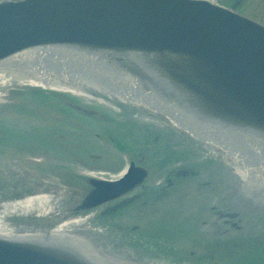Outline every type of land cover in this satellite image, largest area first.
Returning <instances> with one entry per match:
<instances>
[{
  "label": "water",
  "instance_id": "1",
  "mask_svg": "<svg viewBox=\"0 0 264 264\" xmlns=\"http://www.w3.org/2000/svg\"><path fill=\"white\" fill-rule=\"evenodd\" d=\"M30 49L80 55L201 132L264 146V26L206 0L0 2V61ZM56 244L0 237V264H88Z\"/></svg>",
  "mask_w": 264,
  "mask_h": 264
},
{
  "label": "rangeland",
  "instance_id": "2",
  "mask_svg": "<svg viewBox=\"0 0 264 264\" xmlns=\"http://www.w3.org/2000/svg\"><path fill=\"white\" fill-rule=\"evenodd\" d=\"M141 128H144L141 122L130 120L100 100L67 90L31 84H12L0 89V213L6 212L0 214L2 222L18 233L32 232L34 224L51 227L58 220L53 212L55 204H60L63 196L70 199L71 190L80 192L84 184L82 177L92 173L114 178L126 162L132 160L148 171L145 185L152 187V193L143 204L151 210L152 220L160 225L157 229L163 236L157 242V230L153 226L154 233L145 236L150 241L147 243L142 238L146 244L143 246L147 252L145 257L133 256L130 252L125 257H138L149 264H251L231 246L233 241L207 238L197 227L198 221L192 213L188 216L184 212L191 207L186 201L191 195L186 191L194 182L188 177V182L183 184L185 182L176 177V171L182 169L191 173L207 166L212 172L214 161L196 163L191 154L178 157L166 147L164 128L155 127L152 134L136 133V129L142 131ZM182 138L176 141L183 144ZM170 142L168 147L173 143ZM217 163L216 166H224ZM162 175L166 176L162 182H170L169 186L157 189ZM51 178L56 181L51 182ZM17 182H20L19 194L11 186ZM235 189L224 177L219 179L214 189L220 194L217 204L235 196ZM30 196L46 197L47 201L43 202L48 205L26 213L9 212L8 200ZM163 207L168 209L163 210ZM145 209L137 207L140 212ZM138 219L139 222L133 220L134 223L146 222L144 217ZM246 223L254 226L257 221L252 218ZM37 226L35 230L40 228ZM253 230L247 228L245 236L251 235ZM117 234L120 233L115 232ZM215 245L220 246V250H214ZM161 247L162 250H158ZM254 260L264 264V252H256Z\"/></svg>",
  "mask_w": 264,
  "mask_h": 264
},
{
  "label": "flooded vegetation",
  "instance_id": "3",
  "mask_svg": "<svg viewBox=\"0 0 264 264\" xmlns=\"http://www.w3.org/2000/svg\"><path fill=\"white\" fill-rule=\"evenodd\" d=\"M2 1V0H0ZM219 5L228 8L238 14L247 16L251 18L252 20L261 23L264 25V0H214ZM208 171V167L204 168V171L201 172V174ZM178 173V172H177ZM181 179H186L188 176L194 175L195 173H188L186 171L180 172ZM225 180L226 179V170L224 169L222 172ZM224 182V181H223ZM207 185H196L192 188H187L186 194L191 195L186 201L191 207L189 206V209L184 210L187 214L192 213V216L197 219L198 221V228L201 229L204 233H206L207 238H216V237H222L224 240L229 241H240L241 238L249 237L251 235H256L257 231H263L264 225L263 221L260 220V215H251L248 218H244L240 216L239 214L233 218L228 216V208H222V205H218V200L216 202L208 199L207 197L213 193L215 189V185L212 183V180L206 182ZM225 183V182H224ZM226 184V183H225ZM230 184V183H228ZM167 186V184H165ZM85 188V187H84ZM91 187L86 186L85 190L83 191L84 194L87 190H89ZM150 189L146 186L141 185L140 187L136 188L134 191L129 193L128 195L121 197L119 199H115L113 201L104 203L96 208L93 212V216H96V219L91 222L96 223L97 225H100V228L102 231L110 230V228H115L116 233H120L117 231L121 230V223L124 221V217H121L122 211H125L126 208L130 207L131 205L136 208L135 205L136 202L139 204H143L144 202H148L147 198L149 197V191ZM66 200H69L68 198ZM223 204V203H222ZM205 208V209H203ZM74 211V210H73ZM226 211V212H223ZM237 211L239 213V207H237ZM243 218V220L241 219ZM252 218H255L257 221V224L248 225L247 219L252 220ZM241 219V220H240ZM119 222V223H118ZM200 226V227H199ZM85 227L89 229L87 232L91 239H93V242L96 243V247L98 249L102 250H121V247L115 243L112 242H106L99 241L101 239H98V236L94 230H90L89 225ZM106 227V228H105ZM247 228H253L252 234L249 236H245V233ZM137 231L136 226L132 225L129 228V231ZM125 230V232L128 234H117V236H114L116 241L119 242L121 245L130 248L131 250H143L145 249L142 246L143 237H141V240L136 241L135 237L131 235V233ZM112 235H115L112 233ZM127 235L130 237L126 238L125 241L121 239L122 236ZM239 235V236H238ZM259 238H257L258 245H262L264 243V235H257ZM119 237V238H117ZM143 244H145L143 242ZM146 245V244H145Z\"/></svg>",
  "mask_w": 264,
  "mask_h": 264
},
{
  "label": "bare ground",
  "instance_id": "4",
  "mask_svg": "<svg viewBox=\"0 0 264 264\" xmlns=\"http://www.w3.org/2000/svg\"><path fill=\"white\" fill-rule=\"evenodd\" d=\"M23 55L25 54H28V52H25V53H22ZM23 55H19L17 58H16V65H17V62H20V59L23 57ZM53 56L54 55H51L50 57L48 58H51L53 59ZM14 60H11L7 63H5L3 65V69L2 71H0V83H3L4 81H10V76L11 75H15L17 73V71H12L10 70V63H12ZM28 62L26 63H23V66L26 65V67H28L29 69L32 68V64H27ZM65 67V66H64ZM39 71H42L41 73V76L43 77L44 80H47V77L48 78H54V79H63V85H60L58 86L59 89L62 88L64 90H69L70 92H73L72 90H75V88H82L83 86H85L87 83L86 82H83V80H79L76 84L75 82H73V88L71 89L70 85H71V80L70 79H66L65 77L66 76H69V72L62 68V67H54V68H50L49 70H47L46 72L42 70H39ZM54 72H57L59 74V78H57L55 76V73ZM74 74H78V73H74ZM55 76V77H54ZM6 77V78H5ZM83 77V75H81V78ZM85 78V76L83 77V79ZM37 80V79H36ZM88 81V80H86ZM35 81H30L29 79H26L24 78L23 76L19 75V77L15 80H13V84L15 85H19V84H31V85H34V84H37L38 83H34ZM61 83V81H59ZM62 84V83H61ZM51 85V83L49 84ZM98 137V136H97ZM207 137L208 138H213L212 135H210L209 133H207ZM137 145V144H136ZM242 158V157H240ZM256 163L259 164L260 168L263 170H260L259 168H256V169H250L251 167H247V163L246 162H242L240 163V167H239V170H236L235 168L234 169H230V171L226 172V181L228 183H230V185H232L233 187L236 188V191L238 190L239 187L243 188V189H246L247 185H249L251 179V175L249 174L250 171H253L254 172V176H253V179H255L254 181V188L256 190H259L257 189L259 186H260V182L264 179V155H261L259 156L257 159H256ZM125 168H123L116 176H113L114 178H117L123 171H124ZM90 177L92 178H95V179H101L99 177V175L97 174H90ZM144 182L141 184L143 185ZM84 187L86 188V186L88 185L86 182L83 184ZM140 185V186H141ZM89 186V185H88ZM19 190H20V186H18ZM84 188V189H85ZM90 190V189H89ZM89 190H87L86 192H88ZM250 193H255L254 190L250 191ZM220 194L217 193L216 191H213V193H211L207 198L216 202V200H220ZM23 199V200H22ZM65 200V199H64ZM43 201H47L46 200V197L44 198L43 196L41 197H26L25 199L24 198H20L18 200H15V201H12L11 204L9 205L8 207V210L9 212H14L16 213V211H19L20 213H26L28 211H34V210H37V208H42L44 205H48V203H45ZM59 201V199L56 200V203ZM55 205H61V204H55ZM69 205L68 203H65L64 207H57L55 210H63V209H66L68 208ZM205 209V208H203ZM6 213V212H5ZM4 212L3 213H0V214H5ZM186 214V212H185ZM62 216H65L64 214H61ZM188 216L191 215L190 214H187ZM68 217V224H67V228H65L64 230L66 231L69 227H73V226H78L80 225L81 222H83V220L81 218H79L78 216H76L75 214H69ZM95 220L96 218L92 217V216H85V224L86 226L89 225L90 227V230H94L98 236V239H101L99 241H108L112 238V233L115 234V228H110V230H106L104 229L105 231H102V229L100 228V225H97L96 223H92V220ZM59 223V221H58ZM119 223V222H118ZM128 224H130L131 226L134 225L136 226V229L137 231L131 233V235L133 236H136V237H140V236H143V235H152L154 232H152V228L153 226L156 225V223L154 221H150V220H147L146 222H144L142 225H138L136 223H134L133 221V216H128V215H125V219L124 221H122L120 227L121 229L123 230V227L127 226ZM60 227H65V225L63 226H60ZM12 227H9L8 228V225L4 224L2 222V218H0V237L2 238H7V239H21V240H27V241H32V242H42L43 241H48L51 239L50 242H56V239L55 238H52V237H56V236H50V237H47V236H44L42 234H32V235H26V234H23L21 235L20 237H9L8 235L9 234H12L13 233V230L10 229ZM106 228V227H105ZM71 231V230H70ZM61 232V231H60ZM160 233V238L163 236V232L159 231ZM257 235H264V230L263 231H257L256 232V235H251L249 237H245V238H241L240 241H236L234 240L231 244V246H233L234 248L236 247L237 250H238V254L240 253L242 256H244L247 260V262H250L251 261V264H263V262H258L256 260H254V257L256 256V252H264V243L262 245H258V242H257V238H259ZM117 236V235H116ZM57 238V237H56ZM126 238H129V236L127 235H124L121 237V239L123 241L126 240ZM214 239H218L217 241H221L222 240V237H216ZM213 242H216V241H213ZM210 247V245H209ZM214 250H220V246H214ZM82 252H84V254H87L89 257H94V258H98L95 250H81ZM233 250H230V252H232ZM236 251V250H235ZM127 252L125 251L122 255H125ZM253 255V258L251 257ZM121 259V258H120ZM176 263V262H174ZM173 264V263H171ZM184 264V263H182Z\"/></svg>",
  "mask_w": 264,
  "mask_h": 264
}]
</instances>
